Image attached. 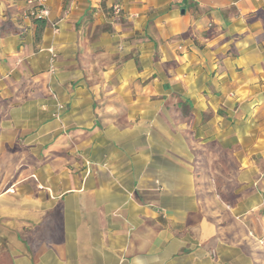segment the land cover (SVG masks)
Wrapping results in <instances>:
<instances>
[{"label":"crops","instance_id":"0c3cea01","mask_svg":"<svg viewBox=\"0 0 264 264\" xmlns=\"http://www.w3.org/2000/svg\"><path fill=\"white\" fill-rule=\"evenodd\" d=\"M43 5L0 0V264H264V0Z\"/></svg>","mask_w":264,"mask_h":264},{"label":"built area","instance_id":"2783aa9c","mask_svg":"<svg viewBox=\"0 0 264 264\" xmlns=\"http://www.w3.org/2000/svg\"><path fill=\"white\" fill-rule=\"evenodd\" d=\"M45 0H26V2L28 4H33V3H36L37 4V8L36 9H29V15L31 16H34V17H41V18H44L46 19V15H47V10L45 9L44 5H43V2ZM121 12V8L119 5L115 4L112 6V13L114 15H119ZM56 30V28H55ZM53 56V55H52Z\"/></svg>","mask_w":264,"mask_h":264},{"label":"trees","instance_id":"16d2710c","mask_svg":"<svg viewBox=\"0 0 264 264\" xmlns=\"http://www.w3.org/2000/svg\"><path fill=\"white\" fill-rule=\"evenodd\" d=\"M37 7H38L37 4L36 3H33V4L30 5L29 9L30 8L31 9H36ZM29 9L27 11L28 16L32 17L33 21L35 23H37L38 26H43L45 19L44 18H41V17H34V16L29 15ZM263 211H264V209H263Z\"/></svg>","mask_w":264,"mask_h":264}]
</instances>
